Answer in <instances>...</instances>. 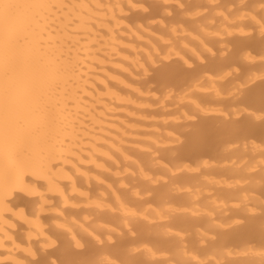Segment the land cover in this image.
<instances>
[{
  "label": "bare ground",
  "instance_id": "obj_1",
  "mask_svg": "<svg viewBox=\"0 0 264 264\" xmlns=\"http://www.w3.org/2000/svg\"><path fill=\"white\" fill-rule=\"evenodd\" d=\"M205 1L190 0L185 7L179 6L180 13L171 16V11H163L153 0H0V264H22L24 257L36 260L28 264H49L51 259L52 264H80L91 256L99 260H87V264H161L155 260L159 256H164L162 264H173L166 254L181 258L193 251L196 255L193 243L186 246L178 241V232L198 226L201 230L197 234L210 243L207 252L214 249L213 238L206 233L210 230H220L219 240L224 244H242L260 234V246L264 247V208L261 218L249 221L244 231L225 232L226 224L217 215L223 216L228 210L227 199L222 196V185L227 182L215 179L219 171L212 164L202 163L204 172L185 166L190 175H179L171 182V191L161 192L148 185L152 177L145 172L144 156H140L134 164L144 182H134V198L129 195L127 178L133 152L148 154L150 144L165 150L155 162L166 170L164 162L190 160L213 152L242 134L254 139L264 129V124H224L205 119L190 140L227 129L225 138L175 152L172 145L182 140L170 126L176 127L181 116L190 119L179 107L183 101H191L201 110L209 96L193 99L186 91L173 90L171 103L161 101L159 111L157 108L149 113L153 106L143 98L156 95L150 94L146 84L129 83L134 71L146 75L147 64L155 65L161 57L151 38L181 45L193 55L195 44L205 47L207 42H218L214 26L235 22L222 10L236 0H221L215 5L216 13L203 17L206 22H202L203 18L194 17L191 10ZM129 9L140 13L129 17ZM161 13L171 17L167 19V33H160L167 26L158 32L144 23ZM133 22L141 23L138 30L132 27ZM198 32L206 36L207 42L198 37ZM143 44L148 46L147 64L139 58ZM218 44L231 56H216L187 75L168 71L151 77V83L161 89L176 87L229 66L239 75L235 78H241L254 67H237V54L264 49V39L219 40ZM209 83L213 96L222 98L228 83L214 79ZM257 84L237 96L239 102L252 103L254 110L264 104V97L258 104L257 90L262 83ZM260 121L258 117L252 120ZM244 147V153L229 149L225 154L230 165L223 170L237 180L244 177L243 161L249 156L261 157L257 167L264 168V147L253 142ZM197 183L213 186L215 192ZM83 184L85 189L81 191L78 188ZM243 196L248 199L246 194ZM142 199L159 202L161 211H168L166 216L160 211L158 217L167 223L165 232L169 236L159 235L160 224L155 221L147 227L134 224L131 237L146 241L149 249L145 256L129 255V239L113 241L108 237L113 246L101 249L102 240L91 228L109 231L120 222L129 226V216L135 217L140 205L136 200ZM251 199L263 204V198ZM190 203L192 210L204 217L182 215ZM118 213L124 215L121 220ZM38 248L42 257L37 260ZM244 252L259 253L249 248ZM258 256L263 258V252ZM255 258L230 259L226 264H264V260Z\"/></svg>",
  "mask_w": 264,
  "mask_h": 264
},
{
  "label": "rangeland",
  "instance_id": "obj_2",
  "mask_svg": "<svg viewBox=\"0 0 264 264\" xmlns=\"http://www.w3.org/2000/svg\"><path fill=\"white\" fill-rule=\"evenodd\" d=\"M153 1L160 7H163V11H171L173 13H171V16H173L175 15V12H181L179 6L183 5V7H185L187 2L190 0ZM217 3H221V0H217L215 3L207 0L204 4L192 9L191 14L199 19L206 17L209 14L214 15L216 13L215 5ZM139 4L140 6L142 5L141 3ZM135 13L140 12L129 9V17H132L133 15H135ZM222 13H228L229 15H232L235 19V22L230 25L221 22L214 26V38L216 37L215 39L218 42L219 40L229 41L231 39H264V0H236V2L230 5L229 8H224L222 10ZM167 16V14L165 15L161 13L160 16L155 17L151 21H145L144 23L146 25H152L158 32H160L163 30L162 28L166 26L167 27L164 29L168 28L169 23L167 19H170L171 17ZM256 19L258 20V22L256 21ZM204 20L205 19L203 18L202 22H204ZM140 24L141 23L139 22H133L132 27L135 30H138ZM167 32H169V28L165 31L163 30V32L160 33ZM198 34L199 38L207 42L206 36H204L201 32H198ZM150 40L158 45L161 52L160 59L159 57H157L158 59L155 65L147 64L146 55L148 53V46L143 44L141 49L142 52L139 58L148 65V75H144L140 71H134V77H129V83L139 86H143L146 84L147 86H145L147 87L150 94L156 95V98H153L151 96H149L148 98H143V100L148 101V103L153 106V110L148 111L149 113L153 111L155 112V110H157V108L159 107V103L161 101L172 102L173 98L171 99V97L173 90L176 92L186 91L188 92V94L190 93L191 98L193 99H203L204 97L209 96V100L202 104L201 110H198L196 109V107L191 105V101H183V103L179 107L180 109H185L187 111L190 119L186 120L183 116H181L179 123L175 125L176 127L170 126L171 129L174 130V135L182 140L181 144L174 143L172 145L175 152L177 149H187L195 146L197 147L201 144H212L217 139L225 138L227 129H223L221 131H211L206 135L202 134L201 136L190 140V136H194L195 134H197L196 128L201 125L205 119H212L217 123L224 124L229 121L235 123L238 121H243L251 126H261V124H264V104L260 110H254V108H252V103L246 104L245 102H239V100H237V98H239L237 96H243L247 90L250 91L251 88L255 85L258 86L257 83H262L261 87H259L257 90L258 104L263 101L264 49L259 51L245 50L237 54V67L239 66L240 69L248 66L254 67L253 70L245 73L241 76V78H235L234 75H236V73H234L233 67L229 66L217 73L204 75L185 84L178 85L176 87L161 89L157 87V85L151 83V77L154 78L155 76H158L160 74H166L168 71L187 75V73L190 74L194 72V70L196 71L198 69V66H205L206 62L208 63L212 60V58H215L216 56V58L221 57L222 59L230 57L231 54L228 49L221 48L218 42H207L205 47L195 44L194 49L196 55H193L182 48L181 45L173 46L168 43H159V41L157 40L153 41L152 38ZM180 57L183 58L185 62ZM198 57L204 60H202L203 63H201L202 61H200ZM166 59L168 60L166 61ZM186 63L189 64V66ZM231 77H233L235 80H232ZM209 79L228 83L227 88L222 95V98L218 99L213 96V89L209 83ZM157 111H159V108ZM254 117L260 118L261 121L258 123H253L252 120H254ZM263 138L264 129L262 130V132L258 133L254 139H247V137L242 134L234 142H225L222 146H220L213 152H205V154L195 156L190 160L182 159L177 162H164L167 168L166 170L160 168V166L155 162V157H161L162 153L165 152V150L159 149L153 144H150V152L148 154L140 155L138 152H133L131 159L129 160L130 172L129 177L127 178V180H129V195L131 198H134V182H144V179L139 176L137 167L134 164V161L137 160V158H139L140 156H144V161L142 164L145 172L151 174L152 177L148 185L153 191L161 192H169V190L171 191L170 184L174 180V178L178 177L179 175H190V172L186 170L185 166L198 167L200 172H204L206 168L202 165V163H208L209 165L212 164L216 167V170L219 171V173L216 174L215 179H223L227 182V184L222 185V196L227 199L228 210L225 215H217V217L220 221H223V223L226 224V233H240L245 230L249 221H255L256 219L259 220V217L261 218V213L264 208V168L261 169L260 167H257V165L262 161L261 157L255 155L249 156L243 161L245 175L242 180H237L233 176L225 173L223 170L224 168H226V166L230 165V160L226 159L225 154L229 149L244 153V145L250 144L251 142L257 144L258 146L264 147ZM170 142L171 140L169 139L168 143L170 144ZM191 175L196 176V174ZM197 184L200 185V183ZM200 186L207 189L208 192H215L213 186ZM183 187H185V185L181 186V188ZM78 189L83 191L85 189V185H81ZM244 194L248 196V199L244 198ZM141 195L144 196L145 193L142 192ZM179 195L180 194L175 192V196L179 197ZM252 197L263 198V204L252 200ZM184 198H187V195L185 193ZM143 199L136 200L140 205L137 209V215L135 217L129 216V226H126L125 223L120 222L111 226L109 231H97L94 228H91V232L99 236L102 240V243L99 244V247L101 249L113 246V243L108 241V237L112 238L113 241H116L120 238L129 239V241L131 242L127 249L129 255H132L133 257L145 256L146 250L149 249L146 241H137L135 239H132L131 237V228L134 224H139L147 227L150 221H155L156 223L160 224L159 235H161V237L163 238H167L169 236L165 232L167 223L160 220L158 217L159 212L162 210V206L160 205V203L156 201L146 202ZM192 208L193 205H191V203L188 204L187 207L181 211V214L184 216H190L195 219L204 217L202 213L193 211ZM161 212L165 216L168 215V211H165V213L164 211ZM123 217L124 215L122 213L117 214L118 219L121 220ZM199 230L201 229L198 226L193 229H186L178 232V235L180 236V238H178V241L186 246H189L193 243V250L196 255L193 254V251L187 252L186 255L182 256L181 258H175L170 254H166L167 257L172 259L173 264H226V262H228L230 259L241 261L252 258L254 256H256L255 259L257 260L258 258L262 261L264 260V257L261 258L258 256V254H260L261 252H263L264 254V247L260 246L262 240L260 234L253 237L250 241L242 244H224L219 240L220 230H210L206 233L209 237L213 238V241L211 243L213 244L214 249L211 250V252H207L205 249L210 246V243H206L204 238L197 234L196 231ZM248 248L255 249L259 253H257L256 255V253L244 252L245 250L247 251ZM227 251H230L232 254L230 256L227 255ZM77 252L78 251L74 253ZM180 252H182V249L180 250ZM36 254L37 260L41 259L42 251L40 248L36 250ZM194 256H197V259H195ZM52 258L53 260L56 259V257ZM87 260L96 261L99 260V257L91 256ZM87 260L80 264H87ZM155 260L162 264V262L164 261V256H159ZM51 261L52 259L49 260V264H52ZM29 262H31V260H29L27 257H24L22 264H28ZM35 262L36 260L32 261L31 263Z\"/></svg>",
  "mask_w": 264,
  "mask_h": 264
}]
</instances>
